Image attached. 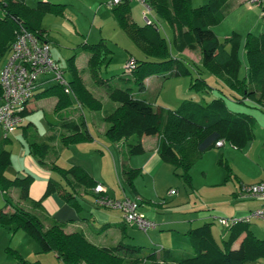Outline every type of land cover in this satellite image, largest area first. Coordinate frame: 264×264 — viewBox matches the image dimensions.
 I'll return each instance as SVG.
<instances>
[{"label":"trees","instance_id":"trees-1","mask_svg":"<svg viewBox=\"0 0 264 264\" xmlns=\"http://www.w3.org/2000/svg\"><path fill=\"white\" fill-rule=\"evenodd\" d=\"M227 2L208 0L202 6L193 7L192 0L150 1L151 9L172 31V48L176 54L181 55L185 50L198 48L201 67L195 70L198 75L195 78L190 69L196 64L184 57H174L156 25L138 26L132 21L130 3H121L112 8L111 13L118 28L125 32L144 56L142 60L135 59L136 68L127 75L123 72L124 77L118 80L125 81V76H129L142 91L143 81L153 75L190 77V91L208 93L212 87L201 77V73L206 72L224 84L235 102L264 111V32L259 35L249 33L244 37L246 73L241 79L238 56L241 35L233 33L220 41L212 31L213 27L223 21ZM64 9L62 4L47 1H39L34 7H29L25 0H0V61L8 57L10 47L21 29L47 44L42 29L43 18L47 15L62 16ZM79 47L89 55L87 68L91 79L103 88L111 102L117 104L114 110L103 115L102 120L107 125L105 138L110 143L133 140V143L126 144L125 157L143 152L140 141L142 137L157 136V152L161 161L170 165L175 176L188 188H192L191 168L203 154L216 148L217 141L223 140L235 149L242 150L253 140L254 118L248 113L230 111L222 95L205 106L186 100L176 109H155L145 100L134 98L129 88L115 86L112 80L100 78L101 66L110 60L112 54L103 40L96 44L83 43ZM75 59L76 56L72 55L66 61L68 93L62 85L56 83L40 89L33 99L55 98L53 113L56 115L70 108L73 101L82 110L103 112L102 102L87 88ZM26 115L27 111L23 117ZM61 121L66 133L58 139L59 148L53 144L56 140L54 135L39 141L35 129L29 128L30 124L19 127L29 155L37 158L40 164L51 156L50 169L59 175L60 180L49 179L42 198L32 203L30 210L7 201V205L0 210V227H13L15 231L25 232L38 245L40 253L52 252L63 264H245L264 259V240L254 235L249 222L226 228L227 238L222 240L221 245L211 234V224L204 223L186 233L191 246L190 253L162 248L151 249L142 257L139 256L141 247L122 242L113 247H100L91 243L80 231L64 232L62 225L56 221L46 226L35 212L40 211L43 199L57 194L62 201L78 210L76 197L79 190L86 193L94 191L98 186L82 167L75 165L62 168L56 163L60 149L92 140L82 116L76 121ZM48 123L52 126L50 121ZM9 142L8 137H2L0 142V192L6 194L18 188L20 199L26 201L33 177L27 175L24 178L9 179L5 176L11 164L10 152L6 148ZM217 164L225 171L227 180L233 176L222 156ZM121 171L125 183L133 189V181L140 175V169L123 165ZM7 206H11L12 211H5ZM108 227L110 225H102L100 229ZM117 227L124 229L122 225ZM242 235L244 237L239 246L233 248ZM5 254L9 261L31 264L10 248L5 250Z\"/></svg>","mask_w":264,"mask_h":264},{"label":"rangeland","instance_id":"rangeland-1","mask_svg":"<svg viewBox=\"0 0 264 264\" xmlns=\"http://www.w3.org/2000/svg\"><path fill=\"white\" fill-rule=\"evenodd\" d=\"M39 1L45 0H25L28 6L34 7ZM50 3H60L64 4V2H69L66 8V15L69 20L76 24V32L73 33L72 36L60 35L55 36L51 33V38L54 36L55 39L61 41L60 46H57V40L52 41L50 43V56L53 58L52 60L59 70L62 72V76L64 79H68L67 68L65 57L68 54V58L72 55H76L78 57L77 64L80 67V71L82 73V77L85 81L87 88L92 92V94L98 98L103 104V112L92 113L87 110H83L84 116H89L91 114H102L109 107L116 105L111 102L104 90L101 86H97L90 77V74L87 70L86 60L88 57V53L82 50L79 45L82 43L86 44H96L100 40H103L107 48L112 52L110 60H108L105 64L101 66L100 69V78L102 80H112L113 84L118 87H126L129 88L130 91L134 95L143 96L148 102L155 106V100L159 96V101L163 102L165 100L167 104L173 106V108H177L179 103H177V96H181L184 94V97L187 101H194L199 105L205 106L212 99L219 97L222 95L225 99L226 106L229 110L234 112H243L252 114L255 117V134L259 131H264V112L258 110L251 106H246L240 103L235 102L230 96V91L222 84H218L217 79L213 76L209 75L206 72H202L201 76L204 78L210 87L213 90H209L208 93H195L189 90V86H179L177 85V81L183 80H172V78H167L166 75L158 74L153 75L155 77L154 81H159L160 83H164L165 87L160 91H154L151 86L148 90L144 91L140 94V90L138 87L132 82L129 76H125V81L118 80L119 77H124V64L126 63V58L128 54L136 57L137 59H144L143 54L137 49V47L131 42L129 37L118 28L115 23V20L104 4V9L106 11L97 12L96 7L94 6V2L92 0H46ZM202 0H193L192 6L199 7L202 4ZM205 4L208 0H204ZM250 7L249 5H247ZM247 6H244L245 10L248 9ZM252 8V7H251ZM131 16L134 22L139 26L144 25V20L142 18V12L144 8L138 2H130ZM224 10V17H225ZM261 9L256 8L252 14L241 13L236 17H231L230 20L226 22H222L221 25L213 28V31L216 32L220 37V41H222L224 36H231L232 30L235 33H238L242 37L241 46L238 52V56L241 62L239 77L242 79L245 76L246 71V59L245 53L243 50L244 37L251 33L253 35H258L261 32H264V18H260ZM2 14L0 10V15ZM149 18L153 20L154 24L159 29L161 36L166 40L167 44H169L171 48V53L175 54L172 48V31L171 29L162 21L156 13L152 10ZM261 19V20H260ZM65 48V49H64ZM62 55V58H61ZM189 55L193 57V61L195 62L191 70L192 77L195 78L198 75L195 70L200 69V56L198 54V48H194L189 52ZM6 58L1 59L0 61V70L3 68L4 63L6 62ZM151 77V76H150ZM41 80V77H39ZM149 78V77H148ZM184 81L186 83L190 82L189 78H185ZM49 84H45L44 87H48ZM156 86V84L154 85ZM179 86V87H178ZM186 88V89H185ZM218 88V89H215ZM185 92L188 93L185 96ZM222 94H221V93ZM183 96V95H182ZM192 98V99H190ZM183 100V99H182ZM54 99L47 98L36 101L32 99L30 101V105L34 106V109L24 117V123L26 125L32 124L31 126L35 129L38 140L44 141L45 137L48 135H55L54 146L59 148V137L62 133L59 129H53L52 131H48L46 128L45 120L50 119V117H54L52 105ZM181 103V102H180ZM74 105V106H73ZM73 107H76L75 101H73ZM156 109V107H155ZM170 109V108H168ZM107 112H110L108 111ZM66 114L68 116H72L74 114H80L79 110H73L70 108L66 110ZM26 118V119H25ZM64 134V133H63ZM10 143L6 145L7 150L10 152L11 156V164L8 169L19 167L20 170L23 168L25 170V174L29 173L35 176L36 180L39 181L38 177H43L45 174H50V178L59 181L60 177L56 172H53L50 169V162L53 159L51 156L45 158L44 163L39 165V161L37 158L30 156L27 152V147L24 138L21 135V129L18 128L14 133L9 135ZM2 141V135L0 130V142ZM261 138L256 142L255 145H260ZM127 143H133V140L129 139ZM114 145H116L114 143ZM120 147V146H119ZM234 147H229V144H226L224 148H214L205 153V160L201 166L196 164L191 170L192 176V184L194 190L189 189L183 181L175 176L173 168L170 166H165L170 169V175L168 177H172V181H170V187H166L167 185V172L166 174L159 173L156 177L157 182L161 183L163 190H161L160 194L163 196L162 199L156 200L157 204L162 203V207L155 208L146 203L138 207L137 211L142 210L145 216V219L150 220L156 225V228H150L146 232L140 229L134 223H126V238L124 239V244L126 245H134L141 247V252L139 254L140 257L144 256L146 253L151 251V249L155 248L157 250L164 248L172 251L179 252H191V247L188 242L187 237L183 235V233H175L170 231L167 228L161 227V224L158 221H155L154 218L157 219H172L176 218L177 213H184L187 211L193 217H198L201 215H205L207 220L205 221H195L193 223L192 228H196L201 226L204 223L211 224V233L214 239L217 241L219 245L222 244V240L227 238V229L223 225L218 222V219H230L228 214L233 211L230 206L233 204H238L239 207H245L248 202L254 205L255 200L251 199H243L240 195V189L235 178L225 181L226 173L225 171L217 164V161L220 156L224 157L227 161V157L225 156V151L230 150L229 154L231 156V161H229L230 166L232 168V172L234 175L239 176L248 172H256L252 167L253 165L249 164L246 159L242 158L239 155V151L233 149ZM126 145L123 147L122 154H125ZM24 151L25 157L20 159L19 152ZM115 153L114 160L109 159L107 162L106 159L97 158V164L99 169V174L101 177H106V183L109 193L115 198H121L123 196V191L127 196L131 199H134V193L124 182L121 174L120 162H119V153L118 150ZM71 154L68 152H64L63 156L60 160H58L57 164L59 166H69L65 163V160L69 158ZM254 156V155H251ZM137 157V156H136ZM133 158V159H136ZM133 161V164H137L138 161ZM264 164V161H262ZM111 165V167H110ZM199 165V166H197ZM38 167V168H37ZM39 170V171H38ZM111 171V173H110ZM202 171H205V175L202 174ZM8 170L5 171V176L9 179L16 178L15 175H9L12 177H8ZM255 175V173H254ZM38 176V177H37ZM156 176V175H155ZM150 177L149 176H141L137 180V186L139 190H142L147 195H143L144 199L149 198L147 196L151 193L150 188ZM166 187V188H165ZM236 189V193L239 194L238 198L232 199V192ZM166 190H173V194L169 193L167 196ZM164 191V192H163ZM177 192V193H176ZM20 191L18 188L11 189L8 193L2 194L0 192V210L7 205V201L14 205L19 204L16 202V195L19 194ZM176 193V194H175ZM34 194L38 196L39 193L34 191ZM175 194V195H174ZM181 194V195H180ZM181 196L180 202H177V196ZM15 196V197H14ZM83 198L87 201H91L89 195H83ZM164 199V201H163ZM230 199L233 200L230 202ZM175 200V201H174ZM21 206V205H20ZM23 207V206H21ZM25 208V207H23ZM179 208V209H177ZM258 208L253 209L255 211ZM195 211V212H194ZM251 211V212H253ZM115 212H117L115 210ZM250 214V213H249ZM248 214V215H249ZM147 217V218H146ZM250 229L259 239L264 240V222L260 219L252 218L250 220ZM160 224V225H159ZM161 227V228H160ZM160 228V229H159ZM110 233H106V238L103 234L104 246L117 245L111 242ZM10 248L11 250L17 252L21 255L27 262L34 264H63L61 260H59L54 253H40L38 245L23 231L17 230L15 231L13 227L6 228L0 227V264H18L16 261H9L6 259L5 250ZM147 264H157V263H147ZM245 264H264V259H260L255 262H248Z\"/></svg>","mask_w":264,"mask_h":264},{"label":"crops","instance_id":"crops-1","mask_svg":"<svg viewBox=\"0 0 264 264\" xmlns=\"http://www.w3.org/2000/svg\"><path fill=\"white\" fill-rule=\"evenodd\" d=\"M92 1L94 2V6L97 5V7H96L97 12L106 11L104 9V4L106 5V0H92ZM202 1L203 2L200 6L205 4L204 0H202ZM249 1L250 0H228V2L226 3V5L224 7V10L226 12H225V17H224L222 22H226L227 20H230L231 17H236L241 13L252 14L256 8L261 9L262 13L259 16L261 19H263L264 18V2L259 7L256 6V7L251 8V7L247 6ZM68 3L64 2V4H62L65 6L64 13L62 16L47 15L43 18L42 29L45 31L44 33L46 36V40L48 41L47 44L49 47V51L51 50L50 49V43L52 41L57 40V44H56L57 46H60V44H61V41L58 39H55L56 38L55 36H58V37L60 35L72 36L73 33L77 34L76 24L73 23L68 18H66L68 16V14L66 15L65 12H66L67 6L69 5ZM192 3H193V0H192ZM53 4H60V3H53ZM244 6H247L248 9L245 10ZM29 7H31V6H29ZM109 10L111 12L112 9H109ZM131 19H132V16H131ZM132 21H133V19H132ZM221 23L219 25H221ZM219 25H217V26H219ZM217 26H215V27H217ZM215 27H213V28H215ZM213 28H212V31H213ZM234 31H237V30L233 29L231 35L233 33H235ZM51 33H53L55 35L53 38H51ZM213 33L219 39L220 36L218 34H216V32H214V31H213ZM224 37L227 38L228 36L227 37L224 36ZM190 51L191 50H185L181 55H178L175 53V54H173V56L174 57H184V58H187L189 61L195 63L193 61L194 58L189 55ZM198 54H199V52H198ZM63 57H65V59H68L69 56L67 54V56H63ZM88 57H89V55H88ZM88 57L86 60V65H87ZM130 57L134 58V56L128 54L126 61ZM61 58H62V55H61ZM51 59H53V58H51ZM135 59H137V58L135 57ZM77 60H78V57H76V59H75V64H76L77 68L80 70V67L77 64ZM87 70H88V68H87ZM81 75H82V73H81ZM40 77H41V80H40V78L38 79L39 87H38L37 92L42 88H47V87H44L45 84H49L48 87H50L53 84H56L55 82L49 81L51 76L48 74L47 75H41ZM185 78H188V77L172 78V80H177V79L183 80V81H177L178 82L177 85L187 86V88H188L190 82L186 83V81H184ZM154 80H155V77H152V76L149 78H146L143 81L144 89L142 91H140V94L143 93L144 91L148 90L149 88H151V86H153L152 88L154 89V91H157L158 89L161 91L165 87L164 83L162 84L159 81H154ZM66 81H67V79H66ZM189 81H190V77H189ZM217 82H218V84L224 85L219 80H217ZM155 84H156V86H154ZM215 89H218V88H215ZM212 90H213V88H212ZM186 94H188V93L185 92V96H186ZM132 96L136 99L145 100L146 102H148V100H146L143 96L134 95L133 93H132ZM180 97H184V94H181V96L179 95L176 97L177 103H179V105L182 102L186 101V98L180 99ZM45 99H47V98H45ZM52 99H54L53 105H52V110H53L54 105L56 103V99L55 98H52ZM190 99H192V98H190ZM39 100H41V99H39ZM39 100H36V101H39ZM162 101L163 102L159 101V96H158V98L155 100V106H153V104H152V106L156 107V108L161 107L164 109H168V108L175 109V108H173V106L167 104L165 100H162ZM148 103H150V102H148ZM73 106H71L70 108H73V110H76V111L79 110L80 114H74L72 116H68L66 114V110L63 111L62 113L57 114V115L53 113L54 117H50V119H48V120L47 119L45 120V117H44V121L46 122V128L48 129V131H52L55 128L59 129L62 131V133L60 134V135H62L63 133L64 134L66 133L65 130L63 129V126H61V123H62L61 120L62 119H63V121H69V120L70 121L71 120L76 121L79 116H82L83 121L85 123V127H86L88 133L91 135L92 140L84 142V143L76 144V145H71V146L64 148V149H60V152L58 151L59 156H58L56 163L58 162V160H60L62 158L64 152H68L69 154H71V156L65 160V163H67V165H69V166H60V167L69 168V167L75 166V165L82 167L84 170H86L92 176V178L98 184V186H101L105 189V195L108 198L118 200V201L123 200V199H129L131 201L137 202L138 207H140L141 205H143L145 203L147 205H150V206L155 207V208L162 207V203H159V204L156 203L157 202L156 200L162 199V197H163L160 194L161 193L160 191L163 190L161 187H163V186L161 183L157 182L156 177L159 173H162L161 172L162 170H163V173H165V174L167 172V184H166L167 188L170 187V185H171L170 181H172V177H168L170 175V169H168V167H165V166H170V165L163 163L161 161L159 155H158V152H157L158 137L157 136H144V137H142L140 141H141V145L143 148V152L139 155H135V156H131V157H125L122 154V151H123L124 145H126L127 142L121 141V142L115 143L116 145H114V143H110L104 136L105 130L107 129V125L102 120V118H103V115L105 113H107L108 109L106 111H104V113H102V114H91L87 117V116L83 115V110L77 104H76V107H73ZM116 107H117V104L112 106V108L109 107L108 111L111 112ZM70 108H68V109H70ZM33 109H34V106H31L29 103L27 115ZM258 110H260V109H258ZM230 111H232V110H230ZM232 112H234V111H232ZM262 112H264V111H262ZM249 115H251L255 120V117L252 114H249ZM48 121H50L52 123V126L49 125ZM22 124L26 125L24 123V121ZM31 125L32 124H30L29 128L34 129L32 127L33 125L32 126ZM254 129H255V127H254ZM21 135H22V133H21ZM50 135H48V136H50ZM52 135H54V134H52ZM48 136H46V137H48ZM46 137H45V139H46ZM259 138H261V141L259 143L260 145L258 146L255 144L259 140ZM226 144H229V147H233L230 143H226L224 141V146ZM224 146L221 148H224ZM233 149H235V148H233ZM115 150H118V153H119V162H120V168L121 169H122L123 165H127L128 167H130L132 169H140V171H141L140 175L133 181V189H131V190L134 193V196H135L134 199L129 198L127 196V194L125 193V190H122L123 196L120 199L115 198V196L113 197L108 191L107 183H106V177H101L99 174V169H98L99 165L97 164V161H98L97 158H100L101 160L107 158L106 159L107 162L109 159L114 160L115 153L117 152ZM235 150H237V149H235ZM237 151H239L238 154L241 155L242 158L246 159L249 164L253 165L252 168L256 171V172L250 171L248 173H244V174L239 175V176L234 175L232 172L233 178H235V181H237V183L239 185L240 195L242 197H244L242 195V192H241L242 186H250V185L259 183L260 181L264 180V164H262V161H264V131L256 132V134L254 131L253 140L251 142H249L245 146V148H243L242 150H237ZM27 152H28V150H27ZM229 152H230V150H226L225 156L227 157V159L229 161H231V156H230ZM25 154L26 153L24 151H20L19 152V158L20 159L24 158ZM251 155H254V156H251ZM135 157H136V159H133ZM132 160L138 161L137 164H133ZM204 160H205V154H203V156L193 165V167L196 166V164H199L201 166V164H203ZM229 161L226 160L229 167L231 168ZM39 165H40V163H39ZM199 165H197V166H199ZM110 167H111V165H110ZM193 167L191 168V170L193 169ZM201 167L204 168L203 166H201ZM170 168H172V167L170 166ZM7 170H8V175H7L8 177H12L9 175H15L16 178H24L27 175H30L31 177H33V180L29 186L27 200L22 201L20 199L19 194H17L16 198H15L16 202H18L19 205L25 207L26 210H30L32 207V203H34L35 201H38L39 199L42 198V196L45 192V189H46L47 181L49 179H51L50 174H45V176L42 175L43 177H41V178L37 176L39 178V181H38V180H36L35 176H33L32 174H29V173L25 174V170L23 168L21 170L19 167L11 168V169L7 168L6 171ZM191 170H190V176H191ZM231 171H232V168H231ZM110 173H111V171H110ZM172 173L174 174L173 171H172ZM254 173H255V175H254ZM121 174H122V171H121ZM202 174L205 175V171H202ZM143 175L149 176L150 182H151V184H150L151 193L149 196H147L149 198H145V199H144L143 195H147V194H145V192H143L142 190H139V188L137 186L138 178L143 176ZM122 178H123V176H122ZM191 179H192V176H191ZM230 179H228V180H230ZM123 180H124V178H123ZM225 181H227L226 178H225ZM192 186H193V184H192ZM189 189L194 190L193 187L189 188ZM34 191H37V193H39L38 196H36L34 194ZM171 191H173V190H166L165 191V192H167V196L169 195V193ZM83 195H89L91 198L90 199L91 201L89 202V201L85 200L83 198ZM180 195L177 196L178 197L176 199L177 202H180V199H179L181 197ZM231 196H232V199L238 198L239 194L236 193V189L232 192ZM243 199H251V197H244ZM76 200H77L78 205H79L78 210L75 209L73 206L62 201L57 196V194H51L50 196H48L47 198L42 200L40 211L35 210V212L41 217V219L44 220V223L46 226H48L51 221H56L62 225L64 232L72 233V232L80 231L84 234V236L91 243H93L97 246H100V247H113V246H115V245L104 246L105 242L103 241V234H104V237L106 238V233H110L111 231L113 232L111 237H110L111 242H113L115 244H118L120 242H122V243L124 242V239L127 237L126 236L127 235L126 234V224L124 222L123 215L120 211L116 210L117 212H115V209H106V208L98 207L96 205V198H95L94 191L84 193L83 191L79 190V193L77 194ZM252 200H255L254 205L252 203L248 202L245 207H239L238 204H233V206H230L233 211H231V213L228 214V217H230V219L247 217L248 214L251 213V211H253V209H255V208L259 209L262 205H264V199L252 198ZM163 201H164V199H163ZM232 201L233 200L230 199V202H232ZM177 209H179V208H177ZM189 209H187L182 214L177 213L176 216H178V217H176V218L161 219V220L159 219L158 220L157 217H155L154 220L158 221V223L161 224V227L167 228L170 231H173L175 233H179V234L183 233V235L185 237H187L186 233L190 229H193L192 227H193V223L195 221L207 220V217L205 215L193 217L192 215H190L187 212V211H189ZM4 210L5 211H12V208H11V206H7ZM137 212H138V214L143 215V217L145 218L142 210L140 211V209H139ZM148 221L150 222V220H148ZM151 223L154 225L153 228H156V225L153 222H151ZM102 225H110V227L105 228L104 230H101L100 226H102ZM119 225L124 226V229H122V230L119 229L117 227ZM243 237H244V235L240 236V238L233 245V248H237L239 246ZM187 239H188V237H187ZM188 242H189V239H188ZM189 244H190V242H189ZM137 247H139V246H137ZM153 249H155V248H153Z\"/></svg>","mask_w":264,"mask_h":264},{"label":"built area","instance_id":"built-area-1","mask_svg":"<svg viewBox=\"0 0 264 264\" xmlns=\"http://www.w3.org/2000/svg\"><path fill=\"white\" fill-rule=\"evenodd\" d=\"M138 2L143 8L142 18L146 25H155L149 18L152 9V0H106L109 9L121 3ZM264 0H250V7H259ZM136 68V60L130 57L124 64V73L130 74ZM50 75L49 81L62 85L68 93V84L63 78L62 72L50 57L48 44L40 42L35 36L23 29L17 34L15 41L10 47L9 55L3 68L0 70V130L3 138L14 133L24 121V113L28 110V105L33 99L39 87V77ZM224 141L215 143V147L221 148ZM241 192L244 197L264 199V180L259 183L242 186ZM96 195V205L102 208L115 209L122 213L126 223H134L144 232L153 228L154 225L146 220L143 215L138 214V203L129 199L114 200L105 195V189L101 186L94 188ZM171 194L174 192L171 191ZM252 218L260 219L264 222V205L251 212L247 217L218 219V222L226 228L237 223L250 222Z\"/></svg>","mask_w":264,"mask_h":264}]
</instances>
